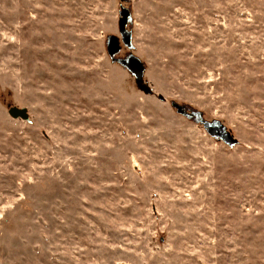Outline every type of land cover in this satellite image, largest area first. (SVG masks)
Here are the masks:
<instances>
[{
  "label": "rangeland",
  "instance_id": "obj_1",
  "mask_svg": "<svg viewBox=\"0 0 264 264\" xmlns=\"http://www.w3.org/2000/svg\"><path fill=\"white\" fill-rule=\"evenodd\" d=\"M0 264H264V0H0Z\"/></svg>",
  "mask_w": 264,
  "mask_h": 264
},
{
  "label": "water",
  "instance_id": "obj_2",
  "mask_svg": "<svg viewBox=\"0 0 264 264\" xmlns=\"http://www.w3.org/2000/svg\"><path fill=\"white\" fill-rule=\"evenodd\" d=\"M121 20H120V33L122 37V41L125 45L131 46L132 44V35L127 31V22L130 13L126 10L121 11ZM107 52L108 55L112 58V61L117 62L119 65L123 66L124 68L128 69L136 78V83L141 92L145 95L149 96L152 93L151 88H149L144 83V72L145 68L141 61L135 56H131L128 59H116L121 52L122 46L121 41L115 36H110L107 39ZM162 101H165L164 98H161ZM172 107L174 110L177 111L179 115L185 116L186 118H191V116L183 109L181 105H177L172 103ZM9 114L14 118H24L28 119L26 109L19 110L17 108H11L9 110ZM205 129L208 131L211 137L218 138L221 142L225 143L228 146H235L237 145V140L231 136V134L226 130L225 126L219 122H209L205 123Z\"/></svg>",
  "mask_w": 264,
  "mask_h": 264
},
{
  "label": "flooded vegetation",
  "instance_id": "obj_3",
  "mask_svg": "<svg viewBox=\"0 0 264 264\" xmlns=\"http://www.w3.org/2000/svg\"><path fill=\"white\" fill-rule=\"evenodd\" d=\"M112 59V58H111ZM183 107V106H182ZM183 109H184V107H183ZM187 112V111H186Z\"/></svg>",
  "mask_w": 264,
  "mask_h": 264
}]
</instances>
